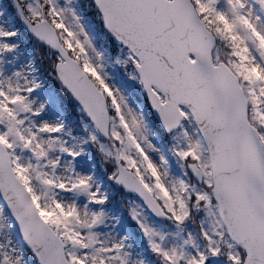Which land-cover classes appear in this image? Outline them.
I'll list each match as a JSON object with an SVG mask.
<instances>
[{
    "label": "snow or ice",
    "instance_id": "6c2138e0",
    "mask_svg": "<svg viewBox=\"0 0 264 264\" xmlns=\"http://www.w3.org/2000/svg\"><path fill=\"white\" fill-rule=\"evenodd\" d=\"M0 264H264V0H0Z\"/></svg>",
    "mask_w": 264,
    "mask_h": 264
}]
</instances>
